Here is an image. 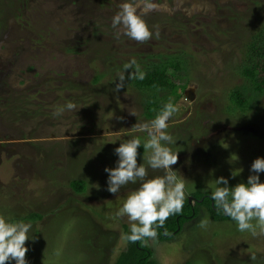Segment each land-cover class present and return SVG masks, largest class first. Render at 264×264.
<instances>
[{
    "label": "rangeland",
    "instance_id": "1",
    "mask_svg": "<svg viewBox=\"0 0 264 264\" xmlns=\"http://www.w3.org/2000/svg\"><path fill=\"white\" fill-rule=\"evenodd\" d=\"M121 2L0 0V215L31 223L27 264H111L124 248L130 223L116 213L139 181L113 194L105 168L116 166L120 140L133 136L147 167V133L134 125L155 116L142 115L144 93L131 84L146 63L172 54L186 62L184 87L158 92L177 108L166 131L185 197L212 194L221 176L229 187L247 183L264 157V93L256 111H231L227 102L244 83L237 68L248 38L264 28V0H153L143 17L153 33L146 43L112 27ZM158 175L148 167L149 177ZM72 180L84 190L75 192ZM196 207L172 236L145 237L154 264H264V235ZM29 212L40 219L28 221Z\"/></svg>",
    "mask_w": 264,
    "mask_h": 264
},
{
    "label": "clouds",
    "instance_id": "2",
    "mask_svg": "<svg viewBox=\"0 0 264 264\" xmlns=\"http://www.w3.org/2000/svg\"><path fill=\"white\" fill-rule=\"evenodd\" d=\"M156 5L153 0H122L119 10L112 18V27L117 34L122 33L129 39L146 43L153 36L145 19L148 12ZM156 36H159L157 30ZM67 109H75L69 102ZM62 109H58L59 115ZM177 111L173 103H166L151 121L137 122L134 127L147 133L143 143L147 167L138 163V148L141 140L135 136L121 139L115 148L118 155L116 166L105 168L108 173V191L118 194L121 188L129 183L139 187L130 191L116 215L126 216L130 223L128 239L135 242L142 237H155L154 226H162L169 216L182 211L185 200V183L173 170L172 165L178 161L177 152L168 146L175 143L167 133L168 121ZM136 115L135 112H130ZM148 167L162 170L163 175L148 176ZM247 183L240 182L234 187L228 186V180L221 176L215 179L212 187V199L218 210L228 215L241 232H251L253 236L264 235V182L258 173L264 172V157H257L252 165ZM237 173H233L236 175ZM256 223L253 224L252 222ZM30 222L14 220L0 215V264L15 261V264H27L26 241L30 238ZM259 229V232L257 231ZM255 259V255H251Z\"/></svg>",
    "mask_w": 264,
    "mask_h": 264
},
{
    "label": "trees",
    "instance_id": "3",
    "mask_svg": "<svg viewBox=\"0 0 264 264\" xmlns=\"http://www.w3.org/2000/svg\"><path fill=\"white\" fill-rule=\"evenodd\" d=\"M260 30L249 36L242 61L237 68L244 83L233 86L227 93L228 109L231 111H256L258 97L264 93V28ZM185 66L186 62L180 54H172L161 62H149L135 70L131 84L144 93L142 115L145 118L154 117L168 103L161 100L162 98L158 96L159 91H164L165 97L174 96L177 88L184 87ZM167 70L173 72L174 75L168 76ZM99 77V75L94 76L91 82H96ZM69 185L75 192L84 190L82 180H72ZM190 195L192 197L190 203L185 197L182 211L169 216L162 226H154L158 240L172 236L173 233L178 232V227L182 222L196 216L198 212L196 205L203 207L213 220L230 218L217 209L211 192L197 190ZM24 217H27L28 221L40 219L39 214L30 212ZM123 234L126 244L111 264H154L149 259L150 249L143 243L145 237L133 242L127 238L130 230L124 228Z\"/></svg>",
    "mask_w": 264,
    "mask_h": 264
},
{
    "label": "flooded vegetation",
    "instance_id": "4",
    "mask_svg": "<svg viewBox=\"0 0 264 264\" xmlns=\"http://www.w3.org/2000/svg\"><path fill=\"white\" fill-rule=\"evenodd\" d=\"M188 94L186 93V96H187ZM188 196H191V195H188ZM188 196H186V197H188ZM206 196H208V195H206ZM192 198V197H191ZM191 200V199H190ZM198 201H200V199L198 200ZM190 203V202H189ZM211 204V203H210ZM195 217V216H194ZM193 218V217H192ZM191 219V218H190ZM178 229L180 230V226L178 227ZM178 230V231H179ZM164 240V239H163ZM160 241V240H159Z\"/></svg>",
    "mask_w": 264,
    "mask_h": 264
},
{
    "label": "water",
    "instance_id": "5",
    "mask_svg": "<svg viewBox=\"0 0 264 264\" xmlns=\"http://www.w3.org/2000/svg\"><path fill=\"white\" fill-rule=\"evenodd\" d=\"M191 196L187 197V201L190 202ZM226 215V214H225Z\"/></svg>",
    "mask_w": 264,
    "mask_h": 264
}]
</instances>
